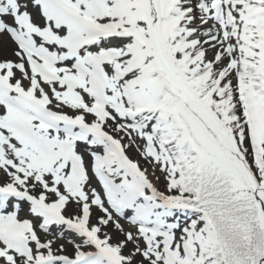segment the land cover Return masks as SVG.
Segmentation results:
<instances>
[{"label": "snow or ice", "instance_id": "6c2138e0", "mask_svg": "<svg viewBox=\"0 0 264 264\" xmlns=\"http://www.w3.org/2000/svg\"><path fill=\"white\" fill-rule=\"evenodd\" d=\"M0 264H264V0H0Z\"/></svg>", "mask_w": 264, "mask_h": 264}]
</instances>
